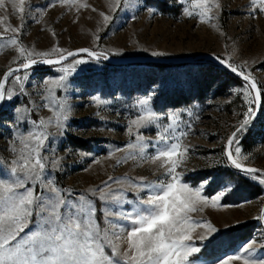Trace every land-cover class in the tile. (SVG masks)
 <instances>
[{"label":"rangeland","instance_id":"1","mask_svg":"<svg viewBox=\"0 0 264 264\" xmlns=\"http://www.w3.org/2000/svg\"><path fill=\"white\" fill-rule=\"evenodd\" d=\"M191 2L188 0L189 4ZM219 2L221 8L212 9L215 18L202 23L196 15L183 16V9L188 5L180 0H139L134 10L135 19L130 18L133 10L123 7V0L121 9L116 11L111 10L110 0H80L91 7L79 11L75 6L61 5L58 0H53L55 7L47 8L45 5L49 0H29L26 5L29 14L18 39L20 46L35 52H50L53 48L67 52L89 47L114 56H154L153 52H163L162 57L214 54L227 60L255 78L263 98L257 121L250 131H244L234 141L233 154L236 155L235 148L239 147L240 162L264 169V13L250 14V0ZM147 8L158 11L153 15ZM101 12L113 19L107 24L101 23ZM5 15L0 10V17ZM7 15L8 24L17 28L21 26L18 16ZM6 26L0 25V32ZM55 56L58 55L48 57ZM79 58L88 57L80 55L74 59ZM22 59L14 48L0 50V79ZM72 60L46 69H29V81L25 83L23 93L14 77L9 80L7 87H12L17 95L0 107V160L14 158L10 146L19 135L36 130L31 121L53 116L51 105L45 106L43 82L58 78L59 69ZM183 64L160 68L146 64L110 65L89 60L79 66L69 76L67 89L56 90L58 98L67 99L72 105V114L63 135L57 133L55 125L48 128V132L55 135L49 136L42 155L47 157L49 166L52 160L59 159L60 167L46 176L50 174L59 187L70 190L74 196L90 187H103L105 182L109 185L104 188L105 192L122 189L119 204L93 198L96 199V209L97 202L100 203L102 222L97 212L95 220L103 228L107 210L130 209L134 204L125 201H133L137 196L146 198L145 192L131 187L133 183L141 180L156 182L163 178L164 169L159 167V161L129 159L117 163L127 155L123 151L127 142L134 140L137 132L154 142L162 127L171 123V114L177 113L181 117V129L188 132L182 140L183 147L188 149L186 159L177 169L182 173V182L196 187L210 179L202 192L209 198L218 194L225 184L233 186L217 207L209 204L203 211L191 214L193 219L210 222L219 230L203 242L198 237L205 229L201 227L193 232L195 246L201 247L199 264H218L219 260L238 254L239 246L254 238L257 244L254 258L264 259V248L259 247L264 244V239H260L264 236V227L257 219L264 206V185L246 178L231 166L226 157L227 140L245 119L250 106L248 93L253 91L246 81L235 79L210 63ZM17 75L23 77L24 72ZM153 89L152 106L161 115V129L155 125L138 130L133 127V136H129L127 126L142 114L137 100ZM93 97H100L108 103L97 107ZM26 106L30 108L26 119L17 122L15 110ZM251 106L255 110V105ZM148 151L154 149L150 147ZM242 224L245 225L234 228ZM119 243L122 251L127 248L124 237ZM232 264H242V261H233Z\"/></svg>","mask_w":264,"mask_h":264},{"label":"snow or ice","instance_id":"2","mask_svg":"<svg viewBox=\"0 0 264 264\" xmlns=\"http://www.w3.org/2000/svg\"><path fill=\"white\" fill-rule=\"evenodd\" d=\"M61 5L80 8L91 7L80 0H58ZM187 4L183 9V16L196 15L200 22L214 19L212 9H220L219 0H180ZM29 0H0V10L5 16L0 17V25L7 26L0 32V50L5 47L14 48L22 59L15 68H9L0 79V103L11 101L16 91L12 87H6L9 78L14 77L15 84L19 86L21 93L24 85L29 81L28 70L34 65H58L69 58H75L78 54H87V59H73L67 65L62 66L60 75L56 79L45 80L44 89L47 102L54 110L53 116L47 119L33 120L31 123L35 131H28L26 135H19L10 146L9 151L14 154L10 161L0 160V264H199L201 247L195 246L193 232L197 228L205 229L204 234L199 235V241L210 239L219 230L210 222L201 219H193L192 213L203 211L209 204L215 208L227 192L232 190V185L225 184L222 190L209 198L202 195L203 189L211 180L202 181L200 185L191 187L187 182H182V173L177 172L181 167L188 149L183 147L182 140L188 135L181 129V117L172 113L169 123L162 127L159 123L161 115L154 111L152 100L155 89L148 95L139 98L137 105L141 115L132 120L127 126L129 136H133V127L137 130L155 125L158 135L154 142H150L139 132L135 139L127 142L123 151L127 153L117 163H124L132 159L134 161H159V167L164 169L162 179L156 182L141 180L133 183L131 187L145 192L146 198L137 196L133 201L125 203L134 204L130 209L119 208L112 212H105V225L101 228L95 220L97 212L96 199L106 203L119 204L123 196V190L104 191L109 187L105 182L103 187H90L78 196H74L70 190L57 185L49 174L60 167V160H52L50 166L47 157L42 155L45 143L49 136L55 135L48 132L51 125H55L57 133L63 135L67 130V122L72 114V105L65 98H58L56 90H66L70 75L75 73L79 66L89 60H108L105 52L91 51L89 48H80L76 52L53 48L50 52H35L20 46L18 39L21 33L26 15L29 14ZM139 0H123V7L133 10L131 19L136 18L135 9ZM55 7L53 0H49L47 7ZM112 11L121 9V0H110ZM250 14L264 13V0H250ZM199 9L193 12L189 9ZM95 11V9L93 8ZM150 14H156L157 9L147 8ZM18 16L21 20L20 27H12L8 24L7 14ZM101 23L107 24L112 16L100 13ZM39 22V21H36ZM216 27L215 24L212 25ZM8 32L13 35H6ZM98 38V37H97ZM154 56L164 55L163 52H153ZM50 55H58V59H47ZM34 57H41L36 59ZM219 59V58H218ZM233 72L237 69L227 60L223 61ZM24 70V75H15ZM244 81L249 82L250 106L245 114V119L227 140L229 150L226 155L235 169L239 170L246 178L264 185V172L259 169L246 167L240 160L241 149L235 148V157L230 146L252 123L255 110L251 105L259 108L261 105V89L250 75L239 72ZM97 107L105 105L108 101L100 97H93ZM29 107L17 108L16 121L26 119ZM99 115V113H97ZM189 115H192L190 112ZM197 119L199 117H196ZM180 129L178 132L177 130ZM154 151L149 152V148ZM121 151V149H116ZM247 159V157H244ZM6 173V175H5ZM109 180H113L109 177ZM37 188L40 189L37 192ZM96 198V199H93ZM264 220V213L257 217ZM123 221L125 223H120ZM121 237L127 241V248L121 250L119 243ZM260 239H264L261 236ZM264 248V244L259 246ZM238 254L229 255L219 260L218 264H232L233 261H242V264H264V259H255L257 252L256 239L242 244L237 249Z\"/></svg>","mask_w":264,"mask_h":264},{"label":"water","instance_id":"3","mask_svg":"<svg viewBox=\"0 0 264 264\" xmlns=\"http://www.w3.org/2000/svg\"><path fill=\"white\" fill-rule=\"evenodd\" d=\"M81 48H89V47H81ZM80 49V48H78ZM78 49H75V50H72L73 52H76ZM91 51H97V52H101V51H98V50H95L93 48H89ZM80 55H87V54H84V53H80L78 54L77 56H80ZM109 56V59L108 60H101L100 62H103V63H106V64H110V65H129V64H133V63H163V64H169V63H188V62H195V61H199V60H206V61H210V62H213L215 64H217L219 67H221L222 69L224 70H227L228 72H230L232 75H234L235 77L239 78V79H243L242 76L239 75V72H241L240 69H238L237 67H234L237 69L236 72H233L231 68L227 67V64H225L223 61L224 59H222L221 57L217 56V55H214V54H205V55H199V56H191V57H162V56H149V55H137V56H114V55H111V54H107ZM76 56V57H77ZM75 57V58H76ZM44 58H47V59H58V56H55V57H44ZM219 58V59H218ZM36 59H41V58H36ZM74 58H69V60H72ZM68 60V61H69ZM64 62H67V61H64ZM62 62V63H64ZM229 63V62H228ZM35 66H49V65H34L32 66L35 67ZM17 66H14V67H11V68H15ZM8 71V70H7ZM6 71V72H7ZM5 72V73H6ZM21 72H24V70H21L20 72L16 73L15 75L21 73ZM245 73V72H244ZM246 75H249L247 73H245ZM252 79L255 80V78H253L252 76H250ZM12 77L9 78V80L11 79ZM256 81V80H255ZM249 83V82H247ZM257 83V87L260 88L258 82L256 81ZM8 85V84H7ZM6 85V87H7ZM253 93H254V90L252 89ZM262 93H261V105L259 108H256L255 107V116L252 120V123L250 124V127H252L255 122L257 121L260 113H261V107H262ZM4 103V102H3ZM3 103H0V107L3 105ZM239 127V126H238ZM237 127V128H238ZM236 128V129H237ZM247 128V129H248ZM235 129V131H236ZM234 131V132H235ZM242 134V133H241ZM241 134H238V137L241 135ZM231 137V136H230ZM235 141V140H234ZM233 147V144L230 146V149L233 151L232 149ZM229 150V146L227 145L226 146V152ZM234 156V154H233ZM227 157V155H226ZM235 157V156H234ZM228 159V157H227ZM229 161V159H228ZM242 163V162H241ZM244 166L246 167H252V168H256V169H259L261 170L262 172H264V169H261V168H257L255 166H252V165H248V164H245V163H242ZM262 213H264V206H263V209H262ZM261 213V214H262ZM262 222V225L264 227V220H261Z\"/></svg>","mask_w":264,"mask_h":264},{"label":"trees","instance_id":"4","mask_svg":"<svg viewBox=\"0 0 264 264\" xmlns=\"http://www.w3.org/2000/svg\"><path fill=\"white\" fill-rule=\"evenodd\" d=\"M197 62H207V63H210L212 65H214L217 69H221L222 72L234 77L235 79H238V80H242V79H239L237 77H235L234 75H232L230 72H228L227 70H224L222 68H220L217 64L213 63V62H210V61H206V60H199ZM139 65V64H146V65H152V66H157V67H166V66H179V65H185L183 63H169V64H163V63H133V64H129V65ZM53 66H57V65H49V66H35L33 68H37V69H46V68H50V67H53ZM252 129V127L248 128L246 131H250ZM234 168V167H233ZM97 217L99 219V221L102 222V212L100 211V203L99 201L97 202ZM245 224H242V225H238V226H235L234 228H239V227H243Z\"/></svg>","mask_w":264,"mask_h":264}]
</instances>
